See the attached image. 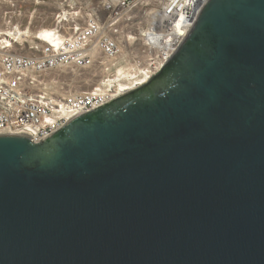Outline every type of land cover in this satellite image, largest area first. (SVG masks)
I'll list each match as a JSON object with an SVG mask.
<instances>
[{
  "label": "water",
  "instance_id": "water-1",
  "mask_svg": "<svg viewBox=\"0 0 264 264\" xmlns=\"http://www.w3.org/2000/svg\"><path fill=\"white\" fill-rule=\"evenodd\" d=\"M0 264H264V0H208L141 86L0 135Z\"/></svg>",
  "mask_w": 264,
  "mask_h": 264
},
{
  "label": "built area",
  "instance_id": "built-area-1",
  "mask_svg": "<svg viewBox=\"0 0 264 264\" xmlns=\"http://www.w3.org/2000/svg\"><path fill=\"white\" fill-rule=\"evenodd\" d=\"M76 1L60 3L73 10L80 3ZM84 1L92 5L86 12L80 8L69 15H57L58 23L74 20L76 25L55 27L57 40L53 42L42 41L39 34L28 35L12 17L4 25L9 12L0 15V135H24L42 142L83 113L141 86L162 69L208 0ZM26 2L58 3L0 0V7L15 8ZM18 29L24 32L22 36L16 34ZM138 39L141 51L135 47ZM29 41L33 42L31 54L19 53L17 50ZM121 63L135 74L130 79L132 86L125 90L106 88L116 76L115 81L120 79L116 67ZM96 64L116 74L104 77L89 91H63L58 81L47 78L59 70L81 72Z\"/></svg>",
  "mask_w": 264,
  "mask_h": 264
},
{
  "label": "rangeland",
  "instance_id": "rangeland-1",
  "mask_svg": "<svg viewBox=\"0 0 264 264\" xmlns=\"http://www.w3.org/2000/svg\"><path fill=\"white\" fill-rule=\"evenodd\" d=\"M60 1L63 0H57L58 3L56 5L52 3H42L37 5L33 2H26L23 4L21 3L20 6H17L15 8L11 6H2L0 7V15H4L5 13L9 12L7 21L5 23L4 21L2 22L4 23V25H7L8 20L10 19V17H12L14 24L20 22L23 26V30L27 29L26 31H30L31 35H34L38 32L39 34H42L43 31L53 30L55 27H62L64 25H76V22H74V20H70L69 23H66L65 21L58 23L56 20L57 15H69V13L75 12L80 8H82V13H84L89 7L92 6H88L87 4H85L86 1L84 0H77L80 3H78L77 7L72 10L67 5V3L61 4ZM77 23L78 25H82L83 22L79 21ZM29 42L30 43H26L24 45V49L19 48L17 51L22 54H31L30 48L33 42ZM135 47L137 48V50L141 51V40L138 39L136 41ZM114 74H116L115 71L104 70L101 65L96 64L95 66L81 72L73 70H59L54 72L53 74H50L49 76H47V78L48 80L58 81V86H60L63 91L71 90L72 92H80L94 89L98 86V84L101 83L104 77Z\"/></svg>",
  "mask_w": 264,
  "mask_h": 264
},
{
  "label": "bare ground",
  "instance_id": "bare-ground-1",
  "mask_svg": "<svg viewBox=\"0 0 264 264\" xmlns=\"http://www.w3.org/2000/svg\"><path fill=\"white\" fill-rule=\"evenodd\" d=\"M23 33L24 32H22L20 29H18V32H16V34H19L20 36H22ZM26 33L28 35H31L30 31H26ZM37 34H39V32L36 33V34H34V35H37ZM39 38L42 41H45V42H53V40H57L56 39L57 36H56V34H54V31L53 30H45V31H43L42 34H39ZM58 40H62V37H58ZM116 70H117L118 74L120 75V79H118L117 81H115L116 80V77H118V76H116L115 79L109 81V85H107L106 88H114V87H117V88H120L122 90L130 89V87L133 84V82H130L131 81L130 79H131V77H134L135 74L134 75H131L132 72L131 71H127V69L123 67V63L119 64L116 67ZM127 76L129 78L122 79V77H127ZM101 89L103 90V87H101Z\"/></svg>",
  "mask_w": 264,
  "mask_h": 264
},
{
  "label": "flooded vegetation",
  "instance_id": "flooded-vegetation-1",
  "mask_svg": "<svg viewBox=\"0 0 264 264\" xmlns=\"http://www.w3.org/2000/svg\"><path fill=\"white\" fill-rule=\"evenodd\" d=\"M190 38V34L187 36L186 38V41ZM171 68H167L165 70L164 73H162L160 76H158L157 78L153 79V80H149L147 83L146 86H144L143 88L139 89L135 94L133 95H136V94H141L143 92H150L152 89H157V90H161L159 91L157 94H161L162 93V96H165L168 92L170 91H173L172 89L174 88L175 85V82L174 81H170L168 79L167 80H164L166 78V73L168 72V70H170ZM172 83V85H171ZM171 85V87H170ZM181 86V85H180ZM170 87V88H169ZM137 88V87H136ZM183 88L179 89L180 91L182 90ZM133 95H129L127 97H125L124 99H121V100H118L116 101L115 103L112 104V107L116 108L118 105L120 104H123L125 103L126 101L130 100V99H133ZM152 94L148 95V96H151Z\"/></svg>",
  "mask_w": 264,
  "mask_h": 264
}]
</instances>
